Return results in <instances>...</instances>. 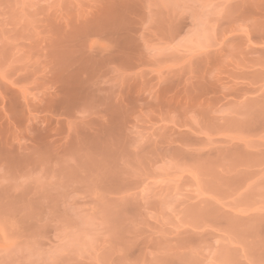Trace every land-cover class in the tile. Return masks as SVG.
Wrapping results in <instances>:
<instances>
[{"label": "rangeland", "instance_id": "374dc122", "mask_svg": "<svg viewBox=\"0 0 264 264\" xmlns=\"http://www.w3.org/2000/svg\"><path fill=\"white\" fill-rule=\"evenodd\" d=\"M0 264H264V0H0Z\"/></svg>", "mask_w": 264, "mask_h": 264}]
</instances>
